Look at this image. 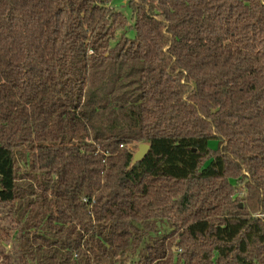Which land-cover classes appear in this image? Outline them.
<instances>
[{
	"label": "trees",
	"instance_id": "trees-1",
	"mask_svg": "<svg viewBox=\"0 0 264 264\" xmlns=\"http://www.w3.org/2000/svg\"><path fill=\"white\" fill-rule=\"evenodd\" d=\"M127 1L0 0V264H264V0Z\"/></svg>",
	"mask_w": 264,
	"mask_h": 264
},
{
	"label": "rangeland",
	"instance_id": "rangeland-1",
	"mask_svg": "<svg viewBox=\"0 0 264 264\" xmlns=\"http://www.w3.org/2000/svg\"><path fill=\"white\" fill-rule=\"evenodd\" d=\"M111 6H113L114 8H116L118 11H121L122 13H124L128 19V27L125 30L126 35L130 38H133L135 35L134 29L133 27H130V25L133 24L134 19H133V12H132V7L130 6V4L128 3L127 0H112L111 2ZM123 33V31H119L117 32V36L116 38H119L121 36V34ZM115 42V41H114ZM113 42V43H114ZM210 145L212 147H216V143L212 142L210 143ZM135 153L137 154L139 151V146H135L134 147Z\"/></svg>",
	"mask_w": 264,
	"mask_h": 264
},
{
	"label": "water",
	"instance_id": "water-1",
	"mask_svg": "<svg viewBox=\"0 0 264 264\" xmlns=\"http://www.w3.org/2000/svg\"><path fill=\"white\" fill-rule=\"evenodd\" d=\"M148 148H149V145L147 143H141L139 145V151H138L137 155L139 157H142L146 153V151L148 150Z\"/></svg>",
	"mask_w": 264,
	"mask_h": 264
}]
</instances>
